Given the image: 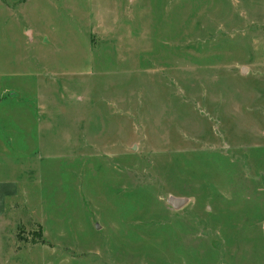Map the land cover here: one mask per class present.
Here are the masks:
<instances>
[{
  "label": "rangeland",
  "instance_id": "1",
  "mask_svg": "<svg viewBox=\"0 0 264 264\" xmlns=\"http://www.w3.org/2000/svg\"><path fill=\"white\" fill-rule=\"evenodd\" d=\"M36 75L67 122L10 159L13 262L264 264V0H0L23 112Z\"/></svg>",
  "mask_w": 264,
  "mask_h": 264
},
{
  "label": "crops",
  "instance_id": "2",
  "mask_svg": "<svg viewBox=\"0 0 264 264\" xmlns=\"http://www.w3.org/2000/svg\"><path fill=\"white\" fill-rule=\"evenodd\" d=\"M40 62L42 64V61ZM47 68L48 66L46 70ZM35 81L38 83L39 92L44 87L52 86L48 82L45 83L43 76L36 75ZM16 90L12 91L10 87L0 88V264H20L19 261L13 262L12 260L13 256L18 255V251L23 248L18 239V228L23 223L32 224L35 221V217H32L35 211L32 205L33 199L29 195L30 215L23 214V207L27 205L23 197L25 185L23 187L22 175L24 171L20 170V166L16 164L17 161L10 159L15 158L17 153H21L22 140H29L30 126L32 139L43 140V137L45 139L48 134L54 136L59 135L60 131H65L66 124L64 123L67 122V106L61 99L53 100L43 96L42 92L41 96L36 93L38 100L34 101L35 104L29 105V112H23V104L17 101ZM21 128L23 132L26 129L27 136L21 137L23 135ZM25 180L30 188V177L26 176ZM24 246L27 247V245ZM33 246L38 245L33 244Z\"/></svg>",
  "mask_w": 264,
  "mask_h": 264
},
{
  "label": "water",
  "instance_id": "3",
  "mask_svg": "<svg viewBox=\"0 0 264 264\" xmlns=\"http://www.w3.org/2000/svg\"><path fill=\"white\" fill-rule=\"evenodd\" d=\"M169 203L174 209L179 210V209L185 207V205L188 203V199L171 197L169 200Z\"/></svg>",
  "mask_w": 264,
  "mask_h": 264
}]
</instances>
